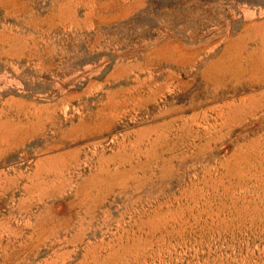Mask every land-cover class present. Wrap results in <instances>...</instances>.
<instances>
[{
    "label": "rangeland",
    "instance_id": "1",
    "mask_svg": "<svg viewBox=\"0 0 264 264\" xmlns=\"http://www.w3.org/2000/svg\"><path fill=\"white\" fill-rule=\"evenodd\" d=\"M0 264H264V0H0Z\"/></svg>",
    "mask_w": 264,
    "mask_h": 264
}]
</instances>
